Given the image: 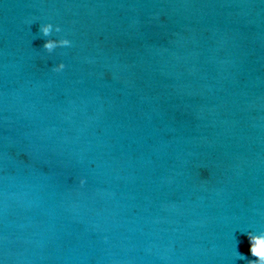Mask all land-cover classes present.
I'll use <instances>...</instances> for the list:
<instances>
[{"label": "water", "instance_id": "1", "mask_svg": "<svg viewBox=\"0 0 264 264\" xmlns=\"http://www.w3.org/2000/svg\"><path fill=\"white\" fill-rule=\"evenodd\" d=\"M249 232L264 0H0V264H248Z\"/></svg>", "mask_w": 264, "mask_h": 264}, {"label": "clouds", "instance_id": "2", "mask_svg": "<svg viewBox=\"0 0 264 264\" xmlns=\"http://www.w3.org/2000/svg\"><path fill=\"white\" fill-rule=\"evenodd\" d=\"M54 28L52 24H43L40 25L39 31L44 37H48L52 34ZM60 28L57 26L55 27L56 32H60ZM71 42L68 39H60V40H53L47 39L43 45V49L47 52L51 53L57 47H68L70 46ZM65 65L63 63L58 64L53 70L54 71H61L63 70ZM247 238L249 241V252L253 259L248 260V264H264V233L254 234V233H247ZM240 258L244 259L247 258L243 254L239 253Z\"/></svg>", "mask_w": 264, "mask_h": 264}]
</instances>
